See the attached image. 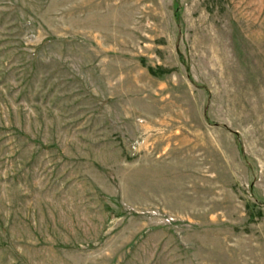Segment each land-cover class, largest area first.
Wrapping results in <instances>:
<instances>
[{"label":"rangeland","instance_id":"1","mask_svg":"<svg viewBox=\"0 0 264 264\" xmlns=\"http://www.w3.org/2000/svg\"><path fill=\"white\" fill-rule=\"evenodd\" d=\"M0 264H264V0H0Z\"/></svg>","mask_w":264,"mask_h":264}]
</instances>
